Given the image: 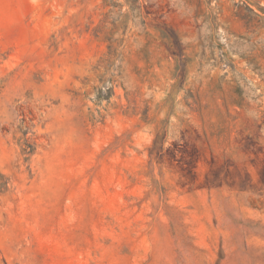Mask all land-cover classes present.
I'll return each instance as SVG.
<instances>
[{
	"label": "rangeland",
	"instance_id": "rangeland-1",
	"mask_svg": "<svg viewBox=\"0 0 264 264\" xmlns=\"http://www.w3.org/2000/svg\"><path fill=\"white\" fill-rule=\"evenodd\" d=\"M0 172V264H264V0H0Z\"/></svg>",
	"mask_w": 264,
	"mask_h": 264
},
{
	"label": "trees",
	"instance_id": "trees-1",
	"mask_svg": "<svg viewBox=\"0 0 264 264\" xmlns=\"http://www.w3.org/2000/svg\"><path fill=\"white\" fill-rule=\"evenodd\" d=\"M27 153H30V152L28 151ZM6 184H7V179L4 176V174L0 172V189H4L6 187Z\"/></svg>",
	"mask_w": 264,
	"mask_h": 264
}]
</instances>
